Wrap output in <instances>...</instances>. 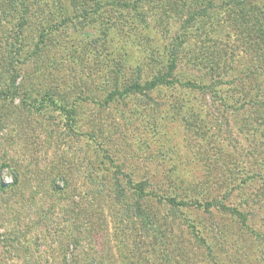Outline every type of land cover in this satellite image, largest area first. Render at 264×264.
Masks as SVG:
<instances>
[{
    "label": "rangeland",
    "instance_id": "374dc122",
    "mask_svg": "<svg viewBox=\"0 0 264 264\" xmlns=\"http://www.w3.org/2000/svg\"><path fill=\"white\" fill-rule=\"evenodd\" d=\"M232 4L106 7L65 19L38 52L47 20L30 15L29 44L12 65L6 42L14 23L0 21V240L18 234L5 264H251L241 250L264 246L256 237L264 236V68L255 74L264 67V1ZM104 33L108 48H101ZM173 44L175 76L194 86L103 100L116 86L107 49L124 45L144 61L124 70L134 79L154 72L162 57L166 64ZM11 75L15 96L3 94ZM115 177L127 188L120 202ZM129 180L146 181L162 201L147 197V219L121 233V206L138 193ZM171 196L220 199L247 224L215 207L167 204Z\"/></svg>",
    "mask_w": 264,
    "mask_h": 264
},
{
    "label": "trees",
    "instance_id": "16d2710c",
    "mask_svg": "<svg viewBox=\"0 0 264 264\" xmlns=\"http://www.w3.org/2000/svg\"><path fill=\"white\" fill-rule=\"evenodd\" d=\"M67 1V2H66ZM141 0H0V21L10 23L14 25L9 29L8 32V41L6 42L7 50H8V65H12L14 62L10 59L11 57L20 54L22 50L27 47L29 42L24 40V30L26 29L27 24L30 20V15H36L41 17L42 20H47L44 23V27L42 28V32L39 35V40L34 44L35 52L45 47V43L48 39L52 38L53 35L52 31L58 30V28L65 26V19L68 20V23L73 22L75 19H86L88 17H93L98 14H103V11L106 7L108 8H132L138 5ZM264 1V0H238L235 3V0H227L230 4L238 5L239 7H244L250 3ZM212 5V3H208ZM232 4V6H234ZM207 9V8H206ZM206 9L204 10V14L206 13ZM52 22V23H51ZM240 28V26H239ZM259 35H262V31H257ZM264 34V33H263ZM100 41L102 42L101 48H108V34L104 33L101 35ZM23 38V42L21 41ZM248 36L246 40H248ZM264 41V40H263ZM173 44L171 47H168L165 54L167 63H164V57H162V65L151 74L143 73V77L146 74L145 78H142L141 74H139L134 79H130L127 74L124 73L125 69L130 70L141 66L144 61H140L137 57L133 54L134 52L130 49V47H126L124 45H116L113 48L107 49L108 56L110 54L111 59L113 60V64L115 67V87L113 91L107 93L103 100L105 102L113 101L118 96L121 98H125L130 95H141L145 97H149L150 92L155 90H159V87L162 85H172L173 87L176 86H194L191 80L181 81L179 78L175 76L176 70V58H177V47H174ZM260 48V47H259ZM163 51V50H162ZM264 53V47H261L260 54ZM152 55V53H151ZM263 57V56H261ZM18 61V60H17ZM170 62V64H169ZM149 63V60L147 64ZM262 65V64H261ZM263 66V65H262ZM257 67L255 70L256 77L260 76L264 67ZM167 68L164 72V68ZM6 72L9 73V68L6 67ZM123 72V73H122ZM144 79V80H142ZM200 88L202 86L197 84ZM22 86V84H20ZM18 86L15 83V77L12 75L9 78V88L5 90L4 95H12L15 96L18 92ZM28 90H26V96H28ZM51 99V98H50ZM264 109V101L260 104ZM67 115H73V109L71 111L65 110ZM73 118V117H70ZM121 173V171H118ZM123 174V173H122ZM124 176H128L124 173ZM134 192H138L136 194V198L133 200L132 203L121 206V213H119L120 221V230L119 232L123 233L124 228H129V223L132 225L136 222L133 220H142L145 221L147 219L146 214V205L147 200L146 198H156L159 201H162L158 193L154 191H147L146 188L148 183L146 181H140L139 183H132L131 180L128 181ZM128 187V186H127ZM0 189L2 186L0 185ZM127 188L123 185L120 178L115 177L114 183L112 185V193L115 196L116 200H121V198L126 196ZM167 204L176 205V206H196L205 211L210 212L211 207H215L223 213L229 214L234 218H237L243 225L247 224V217L240 209L236 207L226 206L225 203L220 199H213L211 201H190L189 199L184 200H177L176 197H168L164 199ZM147 202V203H146ZM128 221V222H126ZM134 222V223H132ZM149 223L145 224L148 225ZM6 239L0 240V246L3 250L0 252V264H5L3 258L4 255L7 254L8 246L9 248L12 247V242L14 239H17L18 234L11 232L5 234ZM261 240H264V236L260 235L259 233L256 235ZM202 241H205L203 237H201ZM11 243V245H10ZM4 245V247H3ZM264 245V244H263ZM7 246V248H5ZM14 246V245H13ZM88 249V248H87ZM89 252H91L88 249ZM204 251L209 252L210 256L212 257L213 249L209 244H205ZM242 254L245 256V259L249 261L251 264H264V246L260 249H255L253 251H245L244 249L241 250ZM92 258H89L91 260ZM88 260V261H89ZM91 262V261H90ZM87 262V263H90ZM23 264H32L28 261H24Z\"/></svg>",
    "mask_w": 264,
    "mask_h": 264
}]
</instances>
